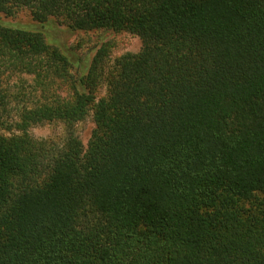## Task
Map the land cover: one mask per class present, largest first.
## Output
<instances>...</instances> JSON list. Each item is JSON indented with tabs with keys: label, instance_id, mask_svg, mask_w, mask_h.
Segmentation results:
<instances>
[{
	"label": "trees",
	"instance_id": "obj_1",
	"mask_svg": "<svg viewBox=\"0 0 264 264\" xmlns=\"http://www.w3.org/2000/svg\"><path fill=\"white\" fill-rule=\"evenodd\" d=\"M21 9L142 48L96 103L106 47L74 62L0 21V264H264V0H0ZM7 74L37 93L12 123Z\"/></svg>",
	"mask_w": 264,
	"mask_h": 264
},
{
	"label": "rangeland",
	"instance_id": "obj_2",
	"mask_svg": "<svg viewBox=\"0 0 264 264\" xmlns=\"http://www.w3.org/2000/svg\"><path fill=\"white\" fill-rule=\"evenodd\" d=\"M0 21L17 27L30 30H41L48 36V40L62 49H77L79 53H69L74 62L86 57L92 62L97 51L106 47L108 55L105 57L104 67H102L100 77L92 93L96 103L109 97V86L111 77L118 67L119 61L126 55L138 54L142 48V42L138 35L128 31H71L66 25H60L58 21H51L45 27L37 24L27 9H21L12 17H0ZM88 55V56H87ZM13 89V99L6 112L7 119L12 123L18 121L21 111L30 104L32 98L37 96L29 78L16 74L3 77ZM29 101V102H25ZM95 109V107H94ZM94 109L88 118L76 126L77 135L80 137L85 148H87L95 124L93 120ZM30 135L36 140L60 142L66 136V130L61 123H46L30 129Z\"/></svg>",
	"mask_w": 264,
	"mask_h": 264
}]
</instances>
